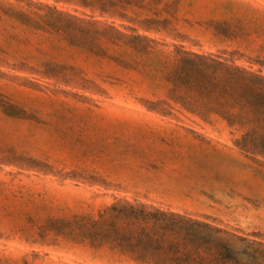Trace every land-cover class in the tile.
Instances as JSON below:
<instances>
[{
    "label": "rangeland",
    "instance_id": "1",
    "mask_svg": "<svg viewBox=\"0 0 264 264\" xmlns=\"http://www.w3.org/2000/svg\"><path fill=\"white\" fill-rule=\"evenodd\" d=\"M142 1L152 41L76 37L62 0H0V264H159L111 226L124 202L214 223L264 264V154L236 146L252 124L197 117L166 80L177 48L264 75V0Z\"/></svg>",
    "mask_w": 264,
    "mask_h": 264
},
{
    "label": "trees",
    "instance_id": "2",
    "mask_svg": "<svg viewBox=\"0 0 264 264\" xmlns=\"http://www.w3.org/2000/svg\"><path fill=\"white\" fill-rule=\"evenodd\" d=\"M62 1L77 8L73 12L62 11V19L72 27L76 37L110 34L130 42L152 41L140 30L158 31L149 27L153 20L140 16L144 10L142 0ZM98 17L126 21L132 27H121L132 34L119 30L114 21L102 24ZM166 80L173 102L197 117L216 115L252 124L247 135L251 138L250 145L236 146L247 153L264 154V75L218 54H196L177 48L175 65ZM109 211L113 217L111 226L124 224L128 247L160 253L159 264H247L249 258H254L246 248L218 242V235L235 236L207 220L128 202L112 205ZM115 229L118 231L119 226ZM238 255L244 256L245 261L241 262Z\"/></svg>",
    "mask_w": 264,
    "mask_h": 264
}]
</instances>
